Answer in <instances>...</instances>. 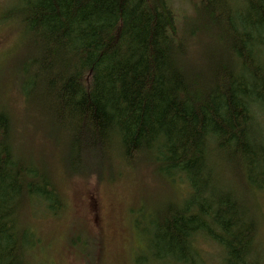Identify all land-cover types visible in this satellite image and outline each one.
I'll return each instance as SVG.
<instances>
[{
	"label": "trees",
	"instance_id": "trees-1",
	"mask_svg": "<svg viewBox=\"0 0 264 264\" xmlns=\"http://www.w3.org/2000/svg\"><path fill=\"white\" fill-rule=\"evenodd\" d=\"M218 1L202 0L182 30L168 0H21L16 10V83L65 172L114 180L116 166L147 164L189 185L148 224L135 221L146 244L137 264H206L205 239L224 264H264L252 200L264 191V0L222 11ZM33 206L57 218L66 202L46 165L20 153L0 102V264H34ZM69 241L95 260L81 237Z\"/></svg>",
	"mask_w": 264,
	"mask_h": 264
},
{
	"label": "rangeland",
	"instance_id": "rangeland-1",
	"mask_svg": "<svg viewBox=\"0 0 264 264\" xmlns=\"http://www.w3.org/2000/svg\"><path fill=\"white\" fill-rule=\"evenodd\" d=\"M201 1L168 0L180 30L194 19ZM240 5H244L241 0H220L213 7L222 11ZM20 6L21 0H0V102L13 118L20 153L46 165L66 202L65 211L57 218L34 206L26 212L40 242L34 264H137L146 244L135 221L148 224L155 206L168 199L182 200L190 191L189 185L183 180L165 181L147 164L135 168L116 166L120 175L114 180L106 174L100 177L96 173L65 172L62 147L55 145L33 110L28 109L16 83L14 66L23 47V26L16 11ZM258 120L264 126V110ZM115 161L121 163L118 157ZM252 200L259 218L258 237L264 248V191L257 192ZM77 237L88 244L94 261L70 245L69 240ZM199 244L206 264H224L215 242L205 239Z\"/></svg>",
	"mask_w": 264,
	"mask_h": 264
}]
</instances>
